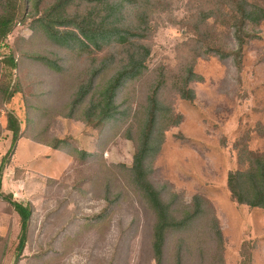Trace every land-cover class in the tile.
Segmentation results:
<instances>
[{
	"label": "rangeland",
	"instance_id": "obj_1",
	"mask_svg": "<svg viewBox=\"0 0 264 264\" xmlns=\"http://www.w3.org/2000/svg\"><path fill=\"white\" fill-rule=\"evenodd\" d=\"M26 1L28 17L0 49V162L10 147L12 113L20 137L2 171L1 191L29 204L32 216L17 257L19 217L0 199V264H158L155 216L130 173L158 74L166 78L159 98L170 116L147 159L148 180L177 218L200 210L187 227L167 234L160 264H264V210L239 205L227 187L228 175L246 167L247 153L264 151V18L250 23L240 54L197 57L189 82L194 99L186 101L174 82L185 71L187 52L206 49L190 41L200 1L154 0L142 40L147 68L122 84L116 114L102 121L97 92L122 60L105 44L71 50L54 43L39 18L56 0ZM248 3L264 13V0ZM105 12L78 1L67 15L92 14L93 22ZM216 12L220 21L208 22L217 44L236 51L233 28ZM8 54L17 66L6 78ZM14 82L17 92L5 101L3 90ZM82 90L85 97L74 105Z\"/></svg>",
	"mask_w": 264,
	"mask_h": 264
},
{
	"label": "trees",
	"instance_id": "obj_2",
	"mask_svg": "<svg viewBox=\"0 0 264 264\" xmlns=\"http://www.w3.org/2000/svg\"><path fill=\"white\" fill-rule=\"evenodd\" d=\"M78 1H85L94 7H107V12L103 13L101 17H95L93 22L88 19L92 14H86V17L75 13L70 16L67 15V10ZM197 1H200V7L196 8V19L190 27L192 28L190 31L194 34L190 41L206 46V49L200 50L198 56L192 54V51L187 52L185 71L175 78L176 91L180 98L186 101L194 99V93L189 88V82L195 79L193 65L197 57H207L211 53L220 58L240 54L245 43V37H250L249 28L253 26L250 23L258 24L264 18L262 10L250 5L248 0ZM153 2L154 0H56L45 17L39 18V23L47 37L54 43L66 46L71 50L79 47L88 48L89 46L100 49L105 44L110 47V50L115 54L114 56L122 60L123 64L120 65V68L97 92L99 100L97 99L95 108H99L97 116L102 121L112 118L116 114L114 99L122 84L127 80L139 78L147 68L145 62L149 50L142 40L149 35V13H151L150 8L153 6ZM26 3V0H0V49L15 25L23 23L28 17ZM217 10L226 19V24L233 28L236 51L228 52L220 48L213 36L214 24H210L208 19L219 22ZM35 16L32 15L31 17ZM54 26L64 29L58 30ZM126 46H130V49L124 50ZM236 58L239 59V56ZM3 61L10 69L8 75L5 76L7 78L17 65L12 54L3 57ZM56 69L58 70V68ZM165 79L163 74H158L155 86L147 97L144 120L139 130L136 151L130 169L134 185L155 216L152 252L158 264L162 260L167 234L170 231L187 227L200 213V210L195 208L193 212H182L181 217L177 218L170 203L163 200L161 193L148 180L147 159L156 152L161 144L160 141H156V138L159 133H162L164 123H168L170 116L169 108L165 107L159 98L160 91L166 82ZM17 88L18 85L14 82L11 88L4 89L3 99L5 101L10 100L17 92ZM84 97V90L78 92L74 105L79 104ZM6 129L11 133V140L10 147L0 162V199L8 203L19 217L21 233L16 248L17 257H19L27 241L32 207L29 204L17 202L11 194H4L1 191L2 171L10 160L9 157L13 154L20 137L19 121L12 113L7 116ZM242 162L246 164V167L242 171L230 173L227 178V187L231 197L239 205L264 210V151L261 153L249 152L246 160H242Z\"/></svg>",
	"mask_w": 264,
	"mask_h": 264
}]
</instances>
